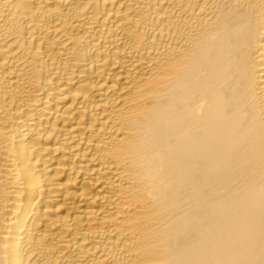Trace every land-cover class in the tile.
Segmentation results:
<instances>
[{
	"label": "bare ground",
	"instance_id": "bare-ground-1",
	"mask_svg": "<svg viewBox=\"0 0 264 264\" xmlns=\"http://www.w3.org/2000/svg\"><path fill=\"white\" fill-rule=\"evenodd\" d=\"M0 264H264V0H0Z\"/></svg>",
	"mask_w": 264,
	"mask_h": 264
}]
</instances>
